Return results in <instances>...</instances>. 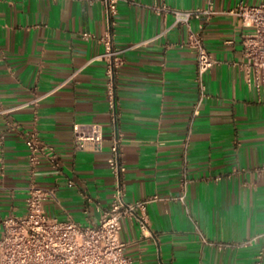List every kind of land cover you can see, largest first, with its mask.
<instances>
[{"label":"crops","instance_id":"0c3cea01","mask_svg":"<svg viewBox=\"0 0 264 264\" xmlns=\"http://www.w3.org/2000/svg\"><path fill=\"white\" fill-rule=\"evenodd\" d=\"M240 1L252 5L260 0L118 3L115 45L127 48L154 39L126 53L118 84L119 130L128 168L126 200L176 196L189 139V213L173 200L150 204L148 237L130 219L121 222L125 254L137 264H256L264 244L262 240L259 247L219 250L198 234L199 229L215 243L264 234V103L235 66L245 62L243 39L252 32L230 13ZM210 2L218 14L195 22L194 29L202 32L216 64L206 75L209 98L194 117L197 62L183 45L187 30L166 32L173 17L160 16L153 7L188 10ZM107 27L102 1L0 0L3 106L17 107L57 89L38 108L27 106L8 119L0 117V221L26 212L31 180L22 134L33 127L61 160V168L55 169L42 158L36 174L38 184L54 194L45 202L47 215L91 225L109 208L114 178L107 162L113 135L107 77L103 62L87 64L105 48L82 39L83 33L101 36ZM90 123L103 125V149L76 151L73 126Z\"/></svg>","mask_w":264,"mask_h":264},{"label":"built area","instance_id":"2783aa9c","mask_svg":"<svg viewBox=\"0 0 264 264\" xmlns=\"http://www.w3.org/2000/svg\"><path fill=\"white\" fill-rule=\"evenodd\" d=\"M98 1H102L105 5L107 30L101 36L83 33L82 39L96 41L105 48L101 55L90 59L87 64L95 61L105 64L107 77L105 93L113 126L110 155L107 161L109 171L114 178L112 200L109 208L103 212L100 221L91 225H84L73 220L61 221L48 216L45 211V202L54 194L38 184L36 174L42 158H45L55 169L61 168V160L56 149L41 140L37 127L23 132L22 136L28 148V174L31 180L26 200V212L22 216H7L0 221L2 229L0 264H137L125 254L127 243L120 237L122 220L130 219L139 227L142 234L148 237L152 231L147 212L150 204L173 200L187 208L191 184L186 161L189 139H186L184 143L185 160L179 179V192L176 196L164 198L156 194L138 201L126 200L128 168L123 146L124 137L119 130L121 109L118 84L121 71L126 65V53L154 39L133 44L127 48L117 47L114 41V31L117 26L116 17L120 0ZM153 8L160 16L173 17V23L166 32L174 28L187 30V39L183 45L194 52L197 62L195 83L199 98L193 111L194 117H197L200 115L203 104L209 98L206 75L216 64V60L206 46L202 32L194 29V23L204 19L209 20L218 12L211 2L207 7L188 10L176 9L166 4L156 5ZM230 13L238 17L244 27L252 29V32L243 39L245 62L237 63L235 66L244 72L248 87L256 92L259 102L264 103V0L252 5L240 1ZM160 36L158 35L155 39ZM56 90L37 95L29 102L17 107H5L0 100V117L8 119L13 112L27 106L38 108L40 103ZM73 134L76 151H84L88 147L95 152L102 151L105 139L102 124H75ZM198 234L203 243H209L219 250L250 249L261 246L264 240V234H260L238 243H215L209 242L199 229ZM263 261L264 244L257 254L256 264H262Z\"/></svg>","mask_w":264,"mask_h":264}]
</instances>
